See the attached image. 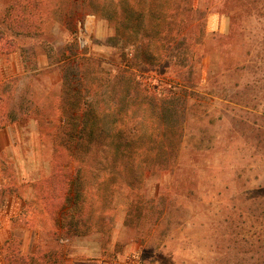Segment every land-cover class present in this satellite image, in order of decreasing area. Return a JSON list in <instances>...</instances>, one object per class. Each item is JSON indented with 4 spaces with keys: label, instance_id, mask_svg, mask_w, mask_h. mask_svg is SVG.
<instances>
[{
    "label": "rangeland",
    "instance_id": "obj_1",
    "mask_svg": "<svg viewBox=\"0 0 264 264\" xmlns=\"http://www.w3.org/2000/svg\"><path fill=\"white\" fill-rule=\"evenodd\" d=\"M20 1L28 2L0 0V76L12 82L10 104L32 113L0 131V264H227V253L241 262L262 255L264 0H196L204 31L177 37L160 58L140 52L153 69L145 76L151 92L160 90L134 101L116 85V98L127 126L136 122L146 130L147 149L85 161L91 183L106 177L112 185L92 195L93 214L81 221L79 234L68 236L58 232L61 221L41 195L53 172L49 120L63 87L61 65L69 76L85 72L97 86L100 67L108 74L132 62L136 21L130 17L123 36L96 12L73 26L47 12L28 22L44 33L17 36L9 15L20 11ZM112 3L121 12L120 0ZM177 5L172 0L168 6L174 14ZM46 15L50 23H40ZM153 21L159 18L145 12L140 28L149 45L157 40ZM176 23L170 24L175 31ZM98 106L109 107L105 101ZM127 160L136 164L123 172ZM133 192L145 203L139 210L131 207Z\"/></svg>",
    "mask_w": 264,
    "mask_h": 264
},
{
    "label": "trees",
    "instance_id": "obj_2",
    "mask_svg": "<svg viewBox=\"0 0 264 264\" xmlns=\"http://www.w3.org/2000/svg\"><path fill=\"white\" fill-rule=\"evenodd\" d=\"M49 1H20V11L9 15V24H13L12 32L17 36L22 33L28 35H35L36 32L37 34L44 33L42 28L34 27V30L31 29L32 27H28V22L32 16L42 17L47 12L51 16L61 17L62 21L72 20V22H69L70 26H73L76 20L81 19L86 13L96 12L97 15L114 24L116 28L118 27L119 33L123 36L129 30L125 26H127V21H131L130 17L132 19L134 17L136 21L134 23L136 33L131 34L134 41H132L130 47L134 50L131 57L137 64H134L133 60L131 63L127 60L128 63L124 67H120V71L110 70L109 73L111 74H105L102 67H100L102 73L95 87L94 79L91 82L89 79H87L88 82L86 81L85 72L81 71L80 74L74 73L69 76L68 67L64 66L63 63L61 65L63 87L58 104L55 107V116L52 120H49L51 124L49 135L53 149V172L51 177L42 184L41 195L61 221L57 223L59 226L58 232L68 236L79 234L81 221L89 220L91 214H93L92 201H90L92 195L100 197L102 190L112 185L105 179L106 177L102 178V181L91 183L88 180V175L91 174L89 169L91 168H88L85 161L96 158L99 153L128 155L132 149L135 153H141L147 149V143L144 139L146 130H143L140 124L137 125L136 122L132 126H127L125 123L126 115H121L123 112L117 109L119 105V100L116 98L118 89L121 88V93L124 90V94L134 101L136 97L147 98L150 94L155 95L156 90H160V88L155 87L153 92L156 93L154 94L151 92L152 88L147 83L145 76L153 69L149 67L151 64H148L146 60L144 61L142 55H145L146 52L150 53V50H152V53H147L148 58L151 60L160 58L170 49L171 45L169 44L177 37H181L182 41L185 40L186 36H189V33L193 37L198 30L204 31L205 24L203 18L198 19L197 17L196 0H176L178 1V13H175L176 15L168 7L172 0H133V2L131 0H120L121 12L117 11V7L113 5L112 0H108L106 3H101L99 0H63L62 4H51L52 7ZM145 12H148L154 19L159 18V23L153 21V25H151L152 32L157 39L155 43L151 41V45L142 40L144 39V33H142L140 26ZM46 18H43L40 23L44 24L46 20L49 21L47 15ZM173 19L177 20L176 31L174 28H170ZM160 34L163 37L161 41L157 38ZM4 35L5 32L0 29V39L4 38ZM126 39L130 40V37H126ZM156 42L160 45H157ZM123 56L128 55L124 53ZM159 60L161 59H158L157 63H153L154 66L159 64ZM134 66H137L138 69ZM79 67L81 70L85 68L81 65ZM165 67L168 68L169 63ZM114 72H117L118 75L113 78ZM11 84L10 80H5L0 76V131L32 113V111L23 113L20 108L17 109L10 104L13 96L8 91V87ZM116 85L120 86L117 90ZM180 87L181 90L186 88L183 83ZM102 101H105L109 107L104 109L98 106V103ZM110 101H112L111 105L108 104ZM154 111L157 114L158 108H155ZM102 117H106L109 122L102 125ZM135 164L136 160L132 162L129 160L123 161L121 169L124 172L130 167H134ZM4 172L5 169L1 167L0 163V195L4 192ZM92 173H94L93 170ZM115 174L121 175L120 172ZM105 198H108L107 193ZM131 198H134L131 204V207H134L133 209L139 210V206L145 205V203L140 204L142 197L134 192ZM149 207L152 208V206ZM100 210L98 219L100 218L99 221L103 222L105 214L102 211H105V207L100 208ZM245 253L248 254L250 251L246 250ZM225 260L227 264H264V253L262 255L251 253L249 259H242L243 262L227 253ZM234 260L237 262H234ZM22 264L27 263L23 262Z\"/></svg>",
    "mask_w": 264,
    "mask_h": 264
}]
</instances>
